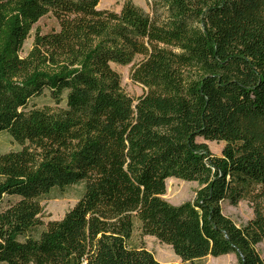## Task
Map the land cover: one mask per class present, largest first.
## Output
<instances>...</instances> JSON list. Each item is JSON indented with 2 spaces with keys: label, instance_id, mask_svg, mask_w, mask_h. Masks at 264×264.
Returning a JSON list of instances; mask_svg holds the SVG:
<instances>
[{
  "label": "trees",
  "instance_id": "16d2710c",
  "mask_svg": "<svg viewBox=\"0 0 264 264\" xmlns=\"http://www.w3.org/2000/svg\"><path fill=\"white\" fill-rule=\"evenodd\" d=\"M99 2L0 0V134L18 145L0 152V264H160L136 231L189 264H264V0ZM48 14L59 30L22 56ZM128 64L135 99L113 66ZM172 176L198 183L192 199L164 198ZM75 184L46 221L43 201ZM226 200L254 217L237 225Z\"/></svg>",
  "mask_w": 264,
  "mask_h": 264
},
{
  "label": "rangeland",
  "instance_id": "374dc122",
  "mask_svg": "<svg viewBox=\"0 0 264 264\" xmlns=\"http://www.w3.org/2000/svg\"><path fill=\"white\" fill-rule=\"evenodd\" d=\"M127 1H132L135 5L147 12L152 10L153 0H100L99 8L120 11ZM57 30H59L57 18L52 14L43 16L34 25L30 36L26 39L21 55L26 56V54L32 50L37 33L41 35ZM113 66L121 76V87L124 94L135 99L145 91V88L141 84L135 82L131 77L132 64ZM37 102L39 107L49 106L56 108V104L51 101L48 96L38 99ZM198 140L200 142H206L213 153L217 155L221 154L224 142L208 141L201 137H199ZM17 147L18 145L7 133L0 134V152L16 149ZM166 181L167 189L164 198L173 205H178L192 199L198 187V183L195 181H185L174 176L167 178ZM82 188V184H75L62 190L54 191L49 199L43 201V218L46 221L49 219L62 218L64 214L77 203L82 194ZM7 199L8 197H5L3 203H5ZM222 207L223 212L239 226L245 225L254 217L253 207L248 200H241L236 205L226 200L223 201ZM133 243L144 244L146 248L154 254L160 264H189V262H183L181 258L175 254L171 246L160 242L154 236H142L139 231H136L133 237ZM257 250L264 259V242L257 245ZM200 262L205 264H238V257L235 253L221 255L219 257L206 256L201 258Z\"/></svg>",
  "mask_w": 264,
  "mask_h": 264
}]
</instances>
